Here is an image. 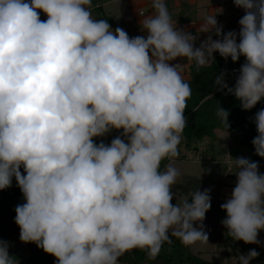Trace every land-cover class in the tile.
<instances>
[{
	"label": "clouds",
	"instance_id": "9594fccd",
	"mask_svg": "<svg viewBox=\"0 0 264 264\" xmlns=\"http://www.w3.org/2000/svg\"><path fill=\"white\" fill-rule=\"evenodd\" d=\"M233 3L245 12L239 32L224 33L209 15L200 27L208 36L195 47L197 38L173 25L165 0H152L154 13L140 20L146 36L131 38L94 19L92 0H0V190L15 178L23 194L15 208L21 242L56 264H118L134 249L155 260L171 237L185 247L208 242L211 190L173 204L180 173L160 166L179 155L192 93L172 61L200 68L216 52L233 62L243 56L234 87L223 73L215 85L243 110L264 98V0ZM228 115L218 107L223 139ZM252 122L255 154L264 158V108ZM112 130L122 132L110 144L94 142ZM233 160L236 186L221 205V223L235 241L259 244L264 174L257 162ZM258 256L250 250L238 264ZM0 264H17L3 240Z\"/></svg>",
	"mask_w": 264,
	"mask_h": 264
},
{
	"label": "trees",
	"instance_id": "16d2710c",
	"mask_svg": "<svg viewBox=\"0 0 264 264\" xmlns=\"http://www.w3.org/2000/svg\"><path fill=\"white\" fill-rule=\"evenodd\" d=\"M104 0H92V16L94 19H103L114 27V18L104 12L102 2ZM240 26L230 23L229 31L239 32ZM239 42V38L237 40ZM214 59H210L206 66L197 68L195 62H190L188 66L187 76L182 78L187 82L192 90L191 97L187 101L185 116L187 117V126L181 135V141L178 146L179 155L176 160H187V153L192 151L206 161H215L213 156V144L217 138L218 131L227 133L225 125L217 116V109L221 108L229 112L228 123L230 125L228 132L232 135L234 143L246 148L249 157L254 161H264V158L255 154V149L252 140L257 136L256 126L252 122L257 111L264 108V98L256 104L251 110H243L237 98L229 94L227 90H219L215 85V78L221 73L224 74V80L229 87H234L236 78L239 75V69L245 63V57L241 56L237 62H233L229 57L225 60L218 52L213 53ZM122 130H112L109 134L103 137L94 138V142L99 144L104 142L110 144L112 139L119 136ZM208 139L209 146L202 145ZM232 145H227V151H230L231 157ZM227 157V168L229 167ZM172 160V161H173ZM165 159L161 162L160 170L164 171L166 166L172 162ZM231 162V166H232ZM22 171V169H21ZM233 175V173H231ZM193 182V183H192ZM204 180L198 177H191L185 184L175 183L173 191L178 195L177 199L173 198L172 203H179L184 197L191 199L190 194L199 188L204 191L205 187L201 185ZM191 183V184H190ZM194 185L195 187H192ZM180 191V192H177ZM25 203L23 194L20 191L15 178L12 180V185L9 188L0 190V240L8 241L13 238V235L18 233L20 229L15 223V208L17 205ZM221 212L226 218V212L221 209V205L211 200V208L207 213ZM222 243L218 245L217 252L226 250L230 252L233 261L246 255L250 250H255L259 256L252 259L250 264H264V246L259 244H245L243 241H235L227 230L222 234ZM24 243V242H23ZM27 249V254L22 255L17 249L9 248V253L12 259L16 262L23 260L27 264H56V258L47 254L43 249L38 248L35 243H24L22 247ZM119 264H217L201 256V252H193L191 247H185L176 237H171V242H165L161 248L159 255L155 260H149L146 252L139 249H134L125 253L118 260ZM233 264V262H232Z\"/></svg>",
	"mask_w": 264,
	"mask_h": 264
},
{
	"label": "rangeland",
	"instance_id": "374dc122",
	"mask_svg": "<svg viewBox=\"0 0 264 264\" xmlns=\"http://www.w3.org/2000/svg\"><path fill=\"white\" fill-rule=\"evenodd\" d=\"M104 11L107 14L113 16L115 19V26L112 28L113 30L117 27H120L128 33L130 38L136 36H146L145 32H142L138 29L136 17L129 10L124 0H117L105 5ZM40 18L41 20L47 19L46 15L43 12H40ZM178 28L182 29L181 26ZM185 71L186 69L184 68V73ZM206 145L207 144H203L202 147H205ZM237 149H241L244 152V156H248V150L246 148H241L236 144H234V146L231 148V152ZM222 154L223 153H221L220 155L221 158ZM187 157V160H173L172 162H170L171 164H173L174 167L178 169L180 173L176 182L179 184H185L191 179V177H199L201 180L207 181L203 182V184L201 183V185H203L205 189L211 190V200L219 203L220 205L225 203L226 200L230 197L231 192L234 188L233 184H236V175L226 176L224 174L223 165L215 164L212 161H201V159L198 158V155L194 154L192 151H189L187 153ZM254 162H257L259 165V173L264 174V161ZM232 168H235L236 171H238L235 165L233 164ZM232 172L233 169H229L228 167V173ZM220 177H222V179ZM191 186L195 187L194 185ZM175 196L176 198L178 197L176 193ZM224 219L225 216L221 212L206 213L203 225L205 231L208 233V242L197 243L196 245L191 246V249L195 253L201 252L202 257L210 261L216 262L217 264H232V262L233 264H238L239 258L230 261L232 259V256L230 252L226 251L225 249L222 250V252L216 251L219 249V247H217V242H221L220 240L223 239L222 234L225 231V227L222 225L221 221ZM19 236L20 235L16 233L13 235L12 239H9L7 241L9 243V248L17 249L19 253H21L22 255H26L28 250L22 248L24 246V243L21 242ZM257 239L260 241V244L264 246V230H261L258 233ZM17 264L27 263L23 260H20L17 262Z\"/></svg>",
	"mask_w": 264,
	"mask_h": 264
},
{
	"label": "crops",
	"instance_id": "0c3cea01",
	"mask_svg": "<svg viewBox=\"0 0 264 264\" xmlns=\"http://www.w3.org/2000/svg\"><path fill=\"white\" fill-rule=\"evenodd\" d=\"M114 1L117 0H104L102 2L103 10L105 5L112 3ZM26 2H30V0H26ZM124 2L127 4L132 14L136 17V21L138 23V29L141 30L142 26L140 25V20L143 19V17L152 15L154 13V9L152 8V0H124ZM165 3L172 17L173 25L176 27L181 26L182 29H186L189 33L194 35L197 38V40L195 41L196 47H199L200 43L203 40H205L208 36V33H201L200 27L209 15H213V16L216 15L215 18L219 25L220 14L224 13L227 16H229V19L231 20V23L233 25L239 26L238 21L245 14V12H243L240 16L237 15V11L239 8L234 5L233 0H165ZM92 7L93 6H91L90 11L92 10ZM171 63L180 64L178 71L180 72L181 76H187L188 66L190 64L189 61H187L186 59L178 58L177 60L172 61ZM184 68L187 71V72L185 71V73H184ZM226 135L227 133L225 132H221V131L217 132L216 134L217 138L213 144V151H212L215 161L212 162H214L215 164L223 165L224 174L228 176L231 175V173H228V168L226 163L227 161V154H225L226 147L227 145H232L233 147L235 143L233 141L231 134H229L227 138L223 139L224 137H226ZM203 144L204 145L207 144L206 146L208 147L209 141L205 139ZM204 148L205 147H202L201 149ZM221 153H223L222 158L220 156ZM239 157L247 158L250 161L254 162V160L250 159L249 153L248 156H244V152L241 149L240 150L237 149L231 152L230 161L233 163V165H235L233 159ZM232 169H233L232 173L233 175H235L237 171L235 168ZM220 178L222 179V177ZM233 186L235 187L236 184H233ZM220 241L221 242H217V247L220 243H222V240Z\"/></svg>",
	"mask_w": 264,
	"mask_h": 264
},
{
	"label": "built area",
	"instance_id": "2783aa9c",
	"mask_svg": "<svg viewBox=\"0 0 264 264\" xmlns=\"http://www.w3.org/2000/svg\"><path fill=\"white\" fill-rule=\"evenodd\" d=\"M244 12V10L242 8H239L237 11V15L240 16L242 13ZM231 20L229 19V16H227L226 14L222 13L220 18H219V25L222 26L223 32L226 33L229 31V26H230ZM218 37H216L215 35H213V39H217ZM227 157H230V151L228 150L227 152ZM201 159V158H199ZM172 161V160H171ZM201 161H204L203 159H201ZM229 164V169H232L231 166V161H228Z\"/></svg>",
	"mask_w": 264,
	"mask_h": 264
}]
</instances>
